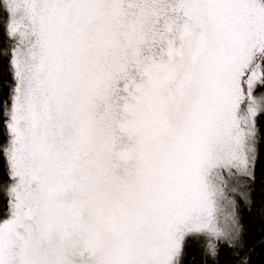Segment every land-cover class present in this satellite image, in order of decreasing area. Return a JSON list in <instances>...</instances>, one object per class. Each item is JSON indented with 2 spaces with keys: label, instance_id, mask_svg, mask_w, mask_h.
<instances>
[{
  "label": "snow or ice",
  "instance_id": "snow-or-ice-1",
  "mask_svg": "<svg viewBox=\"0 0 264 264\" xmlns=\"http://www.w3.org/2000/svg\"><path fill=\"white\" fill-rule=\"evenodd\" d=\"M3 63L0 264H252L264 0H0Z\"/></svg>",
  "mask_w": 264,
  "mask_h": 264
},
{
  "label": "trees",
  "instance_id": "trees-1",
  "mask_svg": "<svg viewBox=\"0 0 264 264\" xmlns=\"http://www.w3.org/2000/svg\"><path fill=\"white\" fill-rule=\"evenodd\" d=\"M9 78L6 63L0 64V83L7 82ZM253 188L256 209L251 212L244 209L242 215L247 226L246 241L251 250L252 264H264V219L258 214L260 205L264 203V159L257 165Z\"/></svg>",
  "mask_w": 264,
  "mask_h": 264
}]
</instances>
